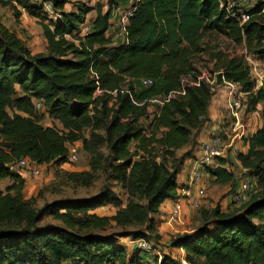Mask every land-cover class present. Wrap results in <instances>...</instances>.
Masks as SVG:
<instances>
[{"label":"trees","instance_id":"16d2710c","mask_svg":"<svg viewBox=\"0 0 264 264\" xmlns=\"http://www.w3.org/2000/svg\"><path fill=\"white\" fill-rule=\"evenodd\" d=\"M50 1L59 13L56 19L32 0H0V6L15 11L13 22L22 15L19 6L31 16L44 14L48 20L41 21L48 52L32 55L24 39L0 17V181L13 180L0 191V264H127L130 260L139 264V248L129 259L119 233L102 231L114 222L145 225L147 231L155 232L154 217L160 214L161 204L177 196L178 174L189 152L178 156V151L205 124L214 95L205 80L191 83L202 73L196 63L203 54L216 61V71L241 85L247 94L246 112L257 111L263 103L264 120V75L256 88L243 56L208 51L204 45L206 36L222 35L264 62V0H256L254 6L235 4L229 12L221 6V1L227 5L228 0H140L127 25L128 42L117 45L107 35L117 0H108L106 10L101 0H78L73 10L65 9L70 0ZM242 10L250 14L244 23L239 18ZM93 11L90 32L77 35ZM143 76L153 78V85H134ZM218 77L222 82L221 74ZM182 78L190 81L186 93L165 103L153 118L147 104H136L130 96L142 102L167 94L181 87ZM17 88L20 93L13 97ZM114 90L116 95L110 92ZM35 100L62 119L68 130L43 125ZM8 107L14 108L13 114ZM91 110L104 119V138L127 186L128 204L112 216L97 214L101 206L120 203L105 187L91 197L59 198L37 207L35 198H24L25 180L9 164L26 156L40 165L69 163L70 145L84 137L82 127L89 122ZM144 119L150 135L144 132ZM243 142L248 149L239 150L238 161L258 190L231 211L219 205L205 211L198 228L170 241V246L185 251L187 264H264V125ZM86 148L90 150L88 144ZM159 152L161 162L155 160ZM169 157L173 166L168 165ZM97 169L95 165L93 172L59 169L53 189L72 182L90 185ZM207 172L223 182L234 178L230 161ZM124 232L134 238L146 235L140 230ZM155 264L185 263L164 254L160 262L155 257Z\"/></svg>","mask_w":264,"mask_h":264},{"label":"rangeland","instance_id":"374dc122","mask_svg":"<svg viewBox=\"0 0 264 264\" xmlns=\"http://www.w3.org/2000/svg\"><path fill=\"white\" fill-rule=\"evenodd\" d=\"M107 1L108 0H101L102 4L104 5V8H107ZM238 1L241 2V0ZM255 2L256 0H253L251 1V4L254 6ZM19 9L22 15L15 22H13L12 17V15L15 14V11L11 9V7L9 8V6H0V17L3 18V20L7 23V25L10 26L12 30H14L18 35H20L24 39V42L32 53V55L47 53L48 42L41 22L48 21L45 18V15L42 14L40 17L31 16L21 6H19ZM90 15H95V12ZM8 19H10L11 21H7ZM204 45L208 49V51L221 50L231 55L243 56L250 67L251 76L256 80V88L262 85V79L264 75V62L258 57V55L254 53H249L245 49L244 45H238L222 35L206 36L204 38ZM215 63L216 61L212 60L210 55L203 54L201 59L197 61L196 65L202 71V73L204 72L207 77L211 78L216 71ZM16 91L17 92L13 95V97H15L16 95L18 96V94L20 93L18 88ZM7 110L10 114H13L15 111L12 107H8ZM37 116L42 121V124L45 126H54L58 129L61 128L68 130L65 127L64 121L60 118H56L55 116H53L49 109H46L45 105L43 110H39L37 112ZM101 116L102 114L99 112L93 110L90 111V120L82 127V133L84 137L79 139L77 141V144L75 143V145L71 147V150L77 148L80 151L81 156L78 162H69L61 166H58L55 163L40 165L42 168V174L37 178L30 177L25 170L21 171V174H23L26 179V184L35 186L33 192L27 190V188H24L25 199L35 198V205L37 207H40L45 202L53 201L54 199L59 198L91 197L102 192L105 187H108L119 197L120 203H109L107 205L101 206L97 208L98 210L96 209L98 211H96V213H103L99 215L112 216L116 213L118 209L126 207L130 198L129 192L127 186L125 185V181L120 175L122 173L118 172L115 168L117 162L110 158V148L104 138L106 135L104 119ZM256 119H259L258 114L256 115ZM146 120L147 119H144L145 123ZM245 120L248 123V130H250L252 126H250L249 124L247 113H245ZM200 139L201 137H197L196 142L194 141L186 147L190 151L188 152V157H186L187 159L185 160L187 164L190 160L192 161L195 157V150ZM86 144H88L90 150H87ZM131 149L134 151L135 146L133 145ZM238 149L240 150L241 147L239 146ZM183 153L184 152L179 150L178 156H181ZM155 160L157 162H161L163 160L161 152H159V156L155 158ZM166 160L168 161L169 166H173L172 158L169 157L166 158ZM178 161L179 160L176 158L175 163L178 164ZM191 161L189 163V169H187V172H184L181 176L184 180L187 179V175L190 173ZM93 165L97 166L98 169L95 172L96 176L90 185H76L72 182L60 186L56 191L53 189L52 182H55L56 172L59 169H63L65 171L93 172ZM184 167L185 163L182 169ZM230 169L234 172V178L229 182L219 181L210 173H205V177L208 181L206 196L205 198H203L200 207L191 212L190 215H187L189 217L186 216L185 221L183 223L173 224V226H171L170 224L166 223L162 213V220L160 218V214H156L154 217L156 221L155 232L147 231L145 225L119 226L113 222V226L107 227L104 231H102V233L109 234L115 231L119 233V241L122 240L124 242H127L130 237H134H132V235H127L124 231H143L146 235L140 238H146L147 240L151 241L155 245L153 248L155 249L154 252L157 253L160 257H163L164 254H169V252H171L170 248L172 246H170V241L174 237H176L178 234L191 233L193 229L198 228L202 224L203 218L205 217V211L209 212L212 208L217 205H219L224 210L228 209L227 203H229L230 206H234V208L237 206L233 201H231V193L240 185L242 181L240 175H251L248 174V171L245 172V170H241L238 167V163L236 161H230ZM49 185L50 187L46 188ZM255 190V192H257L258 188L255 187ZM140 202L146 203V200H140ZM169 209L170 206L167 208V210ZM48 220H50V218H47L45 221ZM169 228L171 229L170 233H168ZM165 231H167L168 234ZM145 253L151 255V257H153V260L155 259V257H158L159 259V256L157 254L148 252ZM202 264H205L204 261H202Z\"/></svg>","mask_w":264,"mask_h":264},{"label":"built area","instance_id":"2783aa9c","mask_svg":"<svg viewBox=\"0 0 264 264\" xmlns=\"http://www.w3.org/2000/svg\"><path fill=\"white\" fill-rule=\"evenodd\" d=\"M34 3L43 7L44 11L52 19H56L59 13L55 11L52 1L50 0H32ZM128 5L121 13L120 16V29L122 33L127 34V25L129 19L137 9V4L140 0H128ZM238 0H228L227 5L221 1V6H224L226 10L231 11L235 4L239 5ZM241 5V4H240ZM264 11V7H263ZM232 15H235L233 12ZM242 23L246 22L250 18V14L246 11H241L239 16ZM7 21H11L8 19ZM90 20H86L81 24L79 32L76 34L79 36H86L90 32ZM68 38L72 39L70 35ZM78 42V40H76ZM221 74L222 82H219L218 75ZM200 80H205L209 85L213 87V90H217L220 85H224L227 88V95L225 97L226 107L228 109V121L224 123H214L207 130L204 140L200 144V150L197 155L191 161L190 173L187 175L185 181L178 182L177 196L170 198V209L163 213L166 223L173 226V224H181L185 221L186 213H191L200 207L203 198L206 196V189L208 181L205 177V173L208 169H216L220 166H224L225 162L236 161L238 167L241 170L243 168L238 161L239 149L236 146L237 140H242L248 135V123L245 120V109L241 95L243 91L241 85L238 82L228 80L224 77L222 71H215V74L209 78L204 72L198 77L197 82H191L199 84ZM190 82L187 78H182V85L178 90H172L167 94H158L145 98L142 102H137L131 96L134 103L142 105L147 104L150 111V118L158 112L159 108L165 103L170 101L177 95H183L186 93V85ZM139 87H149L153 85L154 79L151 77H140L134 82V85ZM123 91V90H122ZM129 92V90H127ZM102 90L98 89L97 94H100ZM113 95H116L117 90L110 91ZM245 93V92H244ZM216 95V92L214 93ZM35 108L39 110L44 109V103L41 100H35ZM42 123V121H41ZM148 123V122H147ZM144 132L150 135L149 127L146 126ZM77 144V142H76ZM70 145V162H78L80 160V151L77 148L71 150ZM12 171L22 173L25 170L30 177L37 178L42 174V168L40 164L33 162L28 156L16 159L9 164ZM255 191V182L250 176L242 178V181L237 189L231 193L232 201L237 205H242L243 202L249 199L251 194ZM128 243L136 244L142 251L157 254L154 252V244L146 238H129ZM158 255V254H157ZM159 256V255H158ZM162 256H159L158 262H160ZM185 264L186 261L182 258Z\"/></svg>","mask_w":264,"mask_h":264},{"label":"crops","instance_id":"0c3cea01","mask_svg":"<svg viewBox=\"0 0 264 264\" xmlns=\"http://www.w3.org/2000/svg\"><path fill=\"white\" fill-rule=\"evenodd\" d=\"M251 1H253V0H241L240 3H241V5L247 6L249 4L252 5ZM128 2H129L128 0H117V4L118 5H117L116 9H114L112 11L111 18H110V28H109V30L107 32V35L111 38L113 45H117V44H122V43H127L128 42L127 34L126 33H122V31L120 29V16H121V13L123 12V10L125 9L126 5H128ZM75 3H78V0H70V2H68L66 4L65 9L66 10L75 9ZM68 6H70V7H68ZM104 9L106 10L107 8H104ZM93 12L89 13V15H88L89 20L96 16V13H95V15H90V14H93ZM215 92H216V95H213V97L211 99V102H210V104L208 106L207 120H206L205 124L203 125V127H201L196 132L195 136L192 138V142L191 143H193L194 141L196 142L197 137L198 138L201 137V139L199 140V143L197 145V148L195 150V155L198 154V152L200 150V144L204 140V138L206 136V133H207V130L211 127V125L214 124V123H224V122L228 121V116L229 115H228V109H227L226 103H225V97L227 95V88L224 85H220L217 88V90H215ZM241 97H242V100H243L244 109H246V106H247V94L243 92ZM262 108H263V103H260L259 106H258V110L257 111H255V112H246L245 111L247 113V116H248L249 124H250V126H252V128H250V130L248 132L249 135H251L258 128H260V127H262L264 125V120H263L262 115H261ZM257 114L259 116V119H256V115ZM190 144H188V145H190ZM187 146L183 147L180 150L182 152L189 151V149L186 148ZM236 146H237V148L240 146L241 147L240 150L243 151V152H246L247 149H248V147L245 146V144H244V142L242 140H237L236 141ZM190 161H189V163H190ZM189 163L187 164V162H185V167L178 174L177 182L185 181L184 179H182L181 176H182V174L184 172L185 173L187 172V169H189ZM16 173H18V172H16ZM18 174L25 180V183H27L24 175L21 174V173H18ZM12 183H13V180L11 178H6V179L1 180L0 181V191H5L7 189V187L9 185H11ZM25 188H27V190L33 192L35 186L26 184ZM169 206H170V199H166L161 204V206H160V218H161V220H162V213H164ZM227 206H228V209H225L226 211H231V210L234 209V206H230L229 203H227ZM97 210H95V212ZM222 210H224V209L222 208ZM99 214H103V213H99ZM105 214H106V212H105ZM187 215H190V213H186V216ZM187 217H189V216H187ZM170 230L171 229L169 228L168 229V231H169L168 233L171 232ZM165 232L167 233V231H165ZM119 242L125 247L127 255H128L129 259H130V257H132L134 252L137 250L136 249L137 248L136 244H129L128 242H124L122 240L119 241ZM170 251L171 252H169V254H172L176 258L177 257L184 258V256H185V251L182 250V249L172 248L171 247ZM136 254L137 255L139 254V256H140V261L141 262H139V264H155V259L153 260V257H151V255L145 253L144 251L140 250ZM62 264H78V263H74L72 261H65ZM112 264H119V263L116 261V262H114ZM127 264H132V260H130Z\"/></svg>","mask_w":264,"mask_h":264},{"label":"clouds","instance_id":"9594fccd","mask_svg":"<svg viewBox=\"0 0 264 264\" xmlns=\"http://www.w3.org/2000/svg\"><path fill=\"white\" fill-rule=\"evenodd\" d=\"M215 93V92H214Z\"/></svg>","mask_w":264,"mask_h":264}]
</instances>
